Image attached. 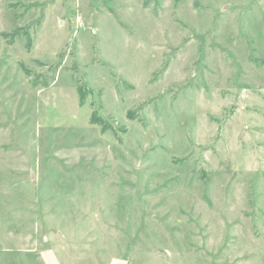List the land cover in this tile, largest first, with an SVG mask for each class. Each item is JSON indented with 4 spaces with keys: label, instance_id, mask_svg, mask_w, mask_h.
<instances>
[{
    "label": "rangeland",
    "instance_id": "374dc122",
    "mask_svg": "<svg viewBox=\"0 0 264 264\" xmlns=\"http://www.w3.org/2000/svg\"><path fill=\"white\" fill-rule=\"evenodd\" d=\"M0 244L264 264V0H0Z\"/></svg>",
    "mask_w": 264,
    "mask_h": 264
},
{
    "label": "crops",
    "instance_id": "0c3cea01",
    "mask_svg": "<svg viewBox=\"0 0 264 264\" xmlns=\"http://www.w3.org/2000/svg\"><path fill=\"white\" fill-rule=\"evenodd\" d=\"M0 247H2V244H0ZM4 248V247H3ZM38 249V245L35 244L33 249L31 250H18L16 255L13 257L7 259L8 264H62L58 253L54 249H48V247H44L42 249H38V252H36L35 257H32L33 251H36ZM111 264H126L124 261L118 260Z\"/></svg>",
    "mask_w": 264,
    "mask_h": 264
},
{
    "label": "trees",
    "instance_id": "16d2710c",
    "mask_svg": "<svg viewBox=\"0 0 264 264\" xmlns=\"http://www.w3.org/2000/svg\"><path fill=\"white\" fill-rule=\"evenodd\" d=\"M91 122L94 123H98L99 125L103 126V123H101V121H95L94 119H91ZM104 131V130H103Z\"/></svg>",
    "mask_w": 264,
    "mask_h": 264
}]
</instances>
